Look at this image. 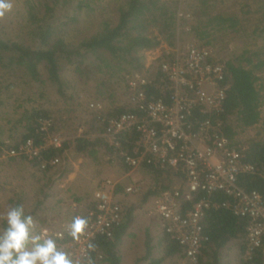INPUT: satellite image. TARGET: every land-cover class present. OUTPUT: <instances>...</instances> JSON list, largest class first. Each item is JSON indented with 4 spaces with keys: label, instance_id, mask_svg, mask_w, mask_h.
<instances>
[{
    "label": "trees",
    "instance_id": "obj_1",
    "mask_svg": "<svg viewBox=\"0 0 264 264\" xmlns=\"http://www.w3.org/2000/svg\"><path fill=\"white\" fill-rule=\"evenodd\" d=\"M178 5L179 0H22L20 7L10 8L12 12H17L10 17L15 19L18 16L22 20L17 32H9L7 27L4 28L5 24L0 26V108L14 105L13 110L0 112L1 169L6 166L3 163L7 160L5 162L1 158L6 150L18 148L29 138L41 142L38 130L42 120L53 121V132L60 129L58 125L61 122L56 111L48 110L43 101L50 96L49 89L53 86L58 87L57 91L63 98L74 97L76 92H69L70 88H74L66 87L65 83L69 80L63 81L60 72L64 64L73 66L75 79L87 81L85 87H92L91 82H94L95 91L89 92V101L107 103L108 108L96 111L88 106L90 112L86 118H81L83 136L65 141L61 148L45 150L44 157H59L62 160L64 152L70 148L99 162L100 157L113 155L116 149L97 134L102 132L111 116L135 110L126 104H118L120 99L116 97V90H121L122 84L132 77L133 59H144L147 51L164 43L174 45L177 25L183 26L182 29L189 27L187 31L208 46L214 45L211 44L214 39L217 44L223 41L221 36L227 31L248 40L244 46L251 52V57L244 64L227 61L226 80L230 88L221 115L223 131L227 137L234 139L260 122L264 123V0H198L188 16H180ZM155 29L157 34L153 33ZM165 57L164 53L159 61ZM158 77L156 73L144 85L153 98L160 96ZM26 86L34 92L35 98L27 95L22 99V95L27 93ZM248 142L246 159L259 167L264 166V139L253 137ZM19 159L29 161L25 157ZM12 160L14 157H8L9 162ZM29 162L42 172L60 165L42 170L39 161ZM142 169L145 178L141 180L145 182L146 189L142 193L143 201L159 195L175 183L172 174L165 170L152 165ZM239 183L247 191L258 190L264 195V180L258 174H244L239 177ZM45 187L39 191L42 195L37 203L39 210L47 196ZM124 189V184L119 183L115 193ZM212 198L221 202L226 200L222 194ZM16 206L21 204L15 203L13 208ZM124 207L122 225L114 230L111 237L100 235L93 242L91 256L96 264H122V235L131 220V209ZM25 214L37 215L40 222L37 234L44 230L45 218L38 210L34 208L25 211ZM247 224L246 218L238 217L228 209L208 211L203 225L209 241L203 247L199 264H231L222 260L231 242L239 246L242 256L239 264H264V237L251 258H243ZM2 225L4 229L6 220L2 221ZM158 244L155 255L148 237L146 253L135 264H166L173 258H185L184 247L165 232ZM57 248L65 252L63 248ZM99 253L102 254L101 259L97 258Z\"/></svg>",
    "mask_w": 264,
    "mask_h": 264
},
{
    "label": "built area",
    "instance_id": "obj_2",
    "mask_svg": "<svg viewBox=\"0 0 264 264\" xmlns=\"http://www.w3.org/2000/svg\"><path fill=\"white\" fill-rule=\"evenodd\" d=\"M165 54L155 70L161 83L160 96L153 98L146 92L144 85L151 79L130 77L123 90V104L135 110L108 118L97 136L116 149L108 158L120 160L128 169V177L150 165L172 174L175 183L154 198L150 213L158 216L163 232L184 247L188 264H199L203 247L209 241L203 225L205 216L219 208L248 220L243 253L248 260L264 237V195L244 189L239 177L258 174L264 180V166L246 159L248 146L241 143L239 135L230 139L223 131L221 115L230 88L227 61L216 58L211 46L199 43ZM89 107L104 110L100 102H90ZM53 128L51 119L42 120L38 130L40 143L29 138L18 148L6 150L1 158L37 160L42 170L57 166L61 159H46L43 152L63 147L69 138L53 132ZM78 131L77 136H83L84 128ZM117 183L108 179L106 185H100L93 192L91 205L81 212L77 210L63 229H46L57 247L79 264H96L91 256L94 240L100 235L111 237L123 223L126 203L115 195ZM107 185L111 189H105ZM144 186L142 180L132 181L123 193L140 194ZM216 194L225 195L226 200H213ZM77 217L86 219L87 226L79 239H74L71 224ZM97 258L101 259L102 254Z\"/></svg>",
    "mask_w": 264,
    "mask_h": 264
},
{
    "label": "rangeland",
    "instance_id": "obj_3",
    "mask_svg": "<svg viewBox=\"0 0 264 264\" xmlns=\"http://www.w3.org/2000/svg\"><path fill=\"white\" fill-rule=\"evenodd\" d=\"M5 2L10 3L11 4V8H15L20 7L22 0H5ZM198 0H179V14L180 16H184V15H190L192 13V10L194 9V7L197 5ZM12 9H9L8 11H6L4 13V15L0 16V26L2 24H5L4 28L7 27V29H9V32H17L19 29V24L22 20H19L18 16L15 19H12L10 16V14H14V12L16 10H14V12L11 11ZM17 13V12H15ZM99 19V18H96ZM101 19V17H100ZM19 22V23H18ZM183 26L177 25L176 29H177V38L175 40L174 45L171 46L167 43L162 44L160 47L153 49L152 53L151 52H146L144 59L139 60V59H133L132 60V64L134 65L133 69L131 70L133 72L132 77H147V79H152V76H154L157 72L156 67L159 64V59L161 56L164 55V53H166V51H171V50H176L178 48L180 49H184L186 45L190 44V43H203L202 41L197 40V37L195 35H191L187 30L189 27H185L184 29H182ZM225 32V31H224ZM154 34L158 33V30L155 29V31H153ZM220 35H222V32L220 33ZM223 41H220L217 44V40H215V42L211 43L214 44L213 46L211 45V47L214 49L215 52V56L216 58L220 59V60H225V61H234V62H238L240 64H244V62L251 57V52H248V48H245L244 45H247L248 40L246 38L243 37H239V36H234L233 34H231V32H228L226 34H223L221 36ZM253 59L255 58V56L252 57ZM239 59V60H238ZM128 64H126L127 66ZM63 70L60 71L61 75L63 77V81L68 82L65 83L67 86L66 87H72L74 89H69L70 93H74V97H72L71 99H69L67 96H65L64 98L62 96H60V94L57 91L56 86L50 87V96H48L47 99H45L46 102V108L48 110H55L56 111V115L58 117V119H60L59 121L61 123H59V132H61V134H66V137H68L69 139L72 140L71 135L75 134V132L78 130L77 128L82 127L81 126V118H86L87 114L90 112L88 110V106L90 102L93 101H89L90 98V94L89 92H94L95 91V86H94V82L92 83V87L91 86H87L85 87L87 81L85 80H77L75 79V77L72 75L73 74V66H67L64 64L63 66ZM108 67V66H107ZM94 86V87H93ZM125 84H122L121 90L118 88L116 90V97L119 100L118 104H123L124 103V90ZM27 93L26 95L23 94L22 95V99L26 98L27 95L35 98L34 96V92L32 93V91H30L31 89H29L27 86ZM19 90H21V87H19ZM79 92V94H78ZM126 98V97H125ZM27 104V103H25ZM78 104H80L78 106ZM103 105V104H102ZM117 105V104H116ZM34 106V104H33ZM108 104L106 103L105 105H103V108L105 109V107H107ZM14 105H8L7 108H0V112H6V111H10L13 110ZM108 108V107H107ZM76 135V134H75ZM262 138L264 139V123L263 121L260 122L259 124H257L253 129L251 130H247L246 132H243L241 134H239L238 139L243 142L244 140H247L246 143H249L248 140H250L251 138ZM72 145V143H71ZM248 146V144H246ZM64 156H66V158H63L61 160V165H63L64 160H66L68 157V159L66 160V162L72 158V157H76L75 155L70 154V152L66 150V152H64ZM107 155H104V157ZM75 159V158H74ZM6 160L8 161V158H5V162ZM71 160V159H70ZM95 160V159H94ZM98 161V164L100 166L97 167V169L99 170L100 168H103L102 170H108L109 173H116L119 168L121 167L122 164L118 161H112L109 159V161L107 162V160L105 159V162L101 163ZM4 165H6L4 168L1 169L0 167V181L2 182L3 185L5 186H0V232L3 231V225H2V221L6 220V215L8 213V211L10 209L13 208L15 203H20L21 206H23L24 211H32L34 208L36 210L39 211L40 216L41 217H47L50 216L51 214H53L54 212H56V210L58 209L56 205H52L49 206L47 204V206H44V209H40L37 207V203L39 202V200L41 199L42 195H40L39 191L41 190L39 187H37L36 183L31 182V179H28V176L26 175L28 173V170H21L20 173L18 174L19 171H16L15 169L12 168L11 165H7L9 163H3ZM67 164V163H66ZM85 164V163H84ZM120 165V166H119ZM94 166H91L89 170H93ZM123 167V166H122ZM139 170H136L135 172L132 173V181H138L136 179V176L139 173ZM120 173V172H119ZM110 175V174H108ZM3 176V177H2ZM121 176V175H120ZM105 177V176H104ZM108 178H104L103 180H101V185L105 184V181L111 179V176H107ZM116 178V177H115ZM117 179V178H116ZM114 180V179H113ZM115 181V180H114ZM0 182V183H1ZM123 183V180H119V183ZM117 183V185L119 184ZM106 185V184H105ZM116 185V186H117ZM127 185V184H126ZM125 186V184H124ZM105 189H111L110 186H105ZM117 196H120L119 199L123 200V204L124 201H128L130 197H132L134 194H130V195H124L123 192H120L118 194H116ZM139 195V194H137ZM143 201V200H142ZM143 206H147V202H143ZM66 208V207H65ZM44 214V215H43ZM71 214V213H70ZM37 215H32L33 217V221H34V228H33V234H37L36 228L40 225L39 220L36 217ZM69 217L65 220L68 221ZM61 221V220H60ZM54 225V224H53ZM66 226V225H65ZM47 226H43V229H51V230H56V228H58L56 225L53 227H47ZM61 227V226H59ZM41 228V229H42ZM61 229V228H60ZM43 231V230H41ZM151 233H155L154 231H151ZM152 236H154L152 234ZM153 244V243H152ZM29 247H31L29 245ZM134 252H129L127 249H124L121 257H122V264H135L137 259L140 258L144 253L145 250L147 249V238L146 236H143L141 238V243H137ZM122 249V248H121ZM240 249L239 246L237 245V243L231 242L229 245V248L226 249V251L223 253L222 255V260L223 262H228L230 261L231 264H239L240 259H241V255H240ZM130 255V256H129ZM155 255H157V252L155 251ZM142 264V263H139ZM166 264H188L187 260L184 258H173L170 261H167Z\"/></svg>",
    "mask_w": 264,
    "mask_h": 264
},
{
    "label": "crops",
    "instance_id": "obj_4",
    "mask_svg": "<svg viewBox=\"0 0 264 264\" xmlns=\"http://www.w3.org/2000/svg\"><path fill=\"white\" fill-rule=\"evenodd\" d=\"M75 134L71 135L72 138H77L79 131L77 130ZM66 150L76 157H72L70 158L71 160L69 159L66 162L69 158L68 157L64 160L63 165L60 163L59 166L47 172L38 171V168L34 165V163L19 159L20 157H14V160L6 162L9 163L7 165H11L13 169L19 171L18 174L22 169L28 170V173L26 174L28 179H31V182L36 183L37 187L44 188V185L47 186L45 187L47 196L44 199L41 208L44 209V206H47V204L49 206L52 204L56 205L58 209L50 216L44 217V226L54 228L56 225L58 228L55 227V229H60L67 225L71 222V220H73L78 211L81 212L89 206L91 200L93 199V192L100 187L101 180L105 177L108 178L107 176H111V179H114L118 183L121 179L123 180L125 186L132 180V176L128 177V171L123 165V167H118L119 170L116 173L113 172L111 174L108 170L103 171V168L98 170L97 167L100 165L98 164V161L93 158L83 154H77L72 151L71 148ZM64 158H66V156ZM105 159L107 162L109 161L108 156H102L99 160L103 163L105 162ZM91 166H94L93 170L88 171ZM32 172H34V174H30ZM142 178H145V173L141 168L136 176V179L140 181ZM116 188L114 190H116ZM143 192L139 195L134 194L127 202L124 201V203H126V207L131 209V220L126 225L122 235L121 252H123L124 249H127L129 252H134L135 248H137L136 244L141 243V238L143 236H146L147 239L150 237L151 245L154 247L152 250L155 252L156 247L159 245V241L163 238V230L160 219L157 215L150 213L156 196L150 197L146 201H142L144 199L142 194ZM143 202H147V206H143ZM68 217V221L65 222ZM151 231H154L155 233H151ZM152 234L154 236H152Z\"/></svg>",
    "mask_w": 264,
    "mask_h": 264
},
{
    "label": "clouds",
    "instance_id": "obj_5",
    "mask_svg": "<svg viewBox=\"0 0 264 264\" xmlns=\"http://www.w3.org/2000/svg\"><path fill=\"white\" fill-rule=\"evenodd\" d=\"M10 8V3L0 0V16ZM86 226L87 220L77 217L71 224L70 234L79 239ZM33 228V217L25 214L23 206L8 211L6 226L0 232V264H79L58 250L55 240L47 236L46 229L33 234Z\"/></svg>",
    "mask_w": 264,
    "mask_h": 264
}]
</instances>
